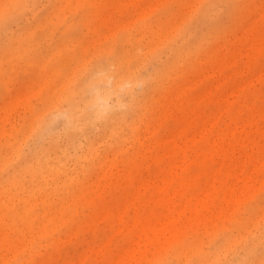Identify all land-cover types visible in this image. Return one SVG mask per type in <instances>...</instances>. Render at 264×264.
<instances>
[{"label": "rangeland", "instance_id": "rangeland-1", "mask_svg": "<svg viewBox=\"0 0 264 264\" xmlns=\"http://www.w3.org/2000/svg\"><path fill=\"white\" fill-rule=\"evenodd\" d=\"M0 264H264V0H0Z\"/></svg>", "mask_w": 264, "mask_h": 264}]
</instances>
